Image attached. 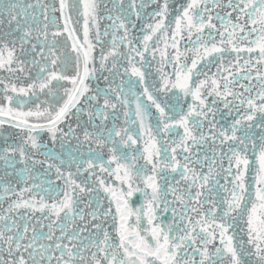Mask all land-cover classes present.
<instances>
[{"label":"snow or ice","instance_id":"snow-or-ice-1","mask_svg":"<svg viewBox=\"0 0 264 264\" xmlns=\"http://www.w3.org/2000/svg\"><path fill=\"white\" fill-rule=\"evenodd\" d=\"M0 73V264H264V0H0Z\"/></svg>","mask_w":264,"mask_h":264},{"label":"flooded vegetation","instance_id":"flooded-vegetation-1","mask_svg":"<svg viewBox=\"0 0 264 264\" xmlns=\"http://www.w3.org/2000/svg\"><path fill=\"white\" fill-rule=\"evenodd\" d=\"M172 2H173V4L175 5V4H179V3H183L184 2V0H172ZM108 7L110 8L111 7V4L109 3L108 4ZM156 7V5H150L149 6V8L147 9V11H149V12H151L152 10H153V8H155ZM104 24H107V23H109L108 21H104L103 22ZM137 23L139 24V23H141V21H137ZM137 31H138V29H137ZM104 39V41H105V47H107L108 45H107V41L110 39V37H104L103 38ZM182 44H183V42H182ZM98 52H99V46H98V48H97V55H98ZM189 59H191V57H189ZM156 68H157V65L155 64V62H153V64H152V66H151V69H150V71H151V73H152V75L148 78L149 79V82H152V81H159V76L157 75V73H156ZM164 71H166V72H168L169 74H171V66L169 65L168 67H166L165 69H164ZM213 71H214V69H213ZM3 73H0V75H2ZM105 75H108L107 73H105ZM125 79H127L126 77H124ZM136 78L135 77H133V80H135ZM106 84H107V82L106 81H104V80H101L100 81V86L101 87H105L106 86ZM142 86H138L137 87V91H139L140 90V88H141ZM161 95H163V93L161 94ZM170 95V94H169ZM81 104H84V101L82 100L81 101ZM185 106V108H187V104H185L184 105ZM221 107H222V105H221ZM166 111H167V109H166ZM225 111H227V110H225ZM233 115H235V113L233 114ZM84 119H87V117L86 116H84L83 117ZM218 119H219V117H218ZM225 123H227V121H224V120H221V124H225ZM73 126H75V124H73ZM7 127V126H6ZM206 128H207V125L205 126V130H206ZM258 131V130H257ZM181 132H182V129H181ZM43 139H44V141L45 142H48V136H47V134H45L44 135V137H43ZM73 143H75V142H73ZM66 150H67V148H66ZM56 151H59V149L58 148H56ZM85 175H87V174H85ZM8 180H10V181H12V182H15L16 181V177H12V176H10V177H8L7 178ZM79 182V181H78ZM57 183L58 184H61L62 185V181H57ZM118 183V182H117ZM19 186V185H18ZM7 205L5 204V207H6Z\"/></svg>","mask_w":264,"mask_h":264}]
</instances>
